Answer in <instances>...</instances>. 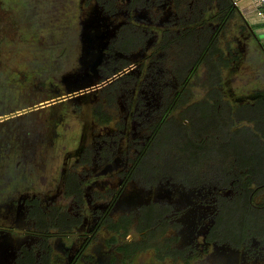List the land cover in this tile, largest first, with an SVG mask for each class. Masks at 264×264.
Returning <instances> with one entry per match:
<instances>
[{"label": "flooded vegetation", "instance_id": "obj_1", "mask_svg": "<svg viewBox=\"0 0 264 264\" xmlns=\"http://www.w3.org/2000/svg\"><path fill=\"white\" fill-rule=\"evenodd\" d=\"M71 16L77 45L26 109L41 114L25 149L5 142L17 179L0 202V264H264V169L183 171L158 155L174 110L183 123L214 113L238 145L231 118L264 114L263 91L232 88L228 0H77Z\"/></svg>", "mask_w": 264, "mask_h": 264}, {"label": "rangeland", "instance_id": "obj_2", "mask_svg": "<svg viewBox=\"0 0 264 264\" xmlns=\"http://www.w3.org/2000/svg\"><path fill=\"white\" fill-rule=\"evenodd\" d=\"M76 4L77 0H10L9 3H1V7L4 6L7 12L0 9V30L5 28L7 23L13 30L8 28L5 34L0 32V38H2L0 39V60L8 57L7 61L0 63V73L2 72L0 74V116L7 118L6 121L0 122V202L4 201L6 193L17 179L15 175L11 178L8 174L10 171L8 166L13 163V158H9L8 153L13 149L7 148L5 142L13 141L17 149H25V146L20 145L21 140L27 137L26 133L31 136L34 130L32 124L38 121L36 118L41 114L37 113L38 111L36 114L34 112L36 110L26 112V109L41 100L42 95L37 92V88L42 81L57 82L62 73V67H59V71L54 73L52 71L57 64L62 66L64 56L59 54L65 48L74 49L77 45L75 22L71 16ZM44 44H47L49 51ZM8 49H11L9 56H7ZM40 52L44 53L43 58L37 57ZM70 54L74 56L72 52ZM24 58L23 63L21 59ZM43 68L46 72L42 74L38 70ZM246 76L248 75L244 68L240 70L237 68L232 75V88L246 94L251 89L256 90L254 89L255 80ZM50 94L48 92L46 97ZM205 112L203 116L192 114L183 123L182 118L178 119L179 112L172 111L168 116L170 122L167 123V132H164V140L158 155L162 156V159L170 158L171 167L183 171L194 168L199 171L218 173L247 167L252 170L249 171L250 176H254L253 172L262 171L264 169V114L254 109L251 115H238L235 116L236 120L231 118L233 130H235L234 132L232 130V133L242 134L247 140L246 143L238 145L232 139L229 140L230 143L227 141L230 129L227 130L226 125L223 126L219 120L220 117L206 109ZM15 113L18 115L7 117ZM52 116L53 114L45 113L42 118L45 117L47 121H50ZM203 123L206 125L205 133L194 139L202 140L197 142L201 146L195 147V142L192 140L194 135H201L196 130L200 125L203 126ZM28 138L31 139L29 136ZM241 152L245 153V157H241ZM160 162L162 164V161ZM40 173L41 178L37 181L38 183L47 177L46 172ZM249 181L252 180H248V185ZM143 260L148 262L149 258L146 257ZM228 261L231 264V260Z\"/></svg>", "mask_w": 264, "mask_h": 264}, {"label": "crops", "instance_id": "obj_3", "mask_svg": "<svg viewBox=\"0 0 264 264\" xmlns=\"http://www.w3.org/2000/svg\"><path fill=\"white\" fill-rule=\"evenodd\" d=\"M230 1L235 2V8ZM228 4L236 19L232 45L237 55L236 69L244 68L246 78L255 80L254 89L264 92V17L254 0H228Z\"/></svg>", "mask_w": 264, "mask_h": 264}, {"label": "built area", "instance_id": "obj_4", "mask_svg": "<svg viewBox=\"0 0 264 264\" xmlns=\"http://www.w3.org/2000/svg\"><path fill=\"white\" fill-rule=\"evenodd\" d=\"M254 2L256 3V6L259 9L261 15L264 17V0H254Z\"/></svg>", "mask_w": 264, "mask_h": 264}, {"label": "water", "instance_id": "obj_5", "mask_svg": "<svg viewBox=\"0 0 264 264\" xmlns=\"http://www.w3.org/2000/svg\"><path fill=\"white\" fill-rule=\"evenodd\" d=\"M230 2H231L232 7L235 8L234 3H233L232 1H230ZM18 113H20V112H18ZM18 113L11 114V115H9V116H7V117H13V116H15V115H18ZM4 119H7V118H6V117H1V118H0V121H1V120H4Z\"/></svg>", "mask_w": 264, "mask_h": 264}]
</instances>
